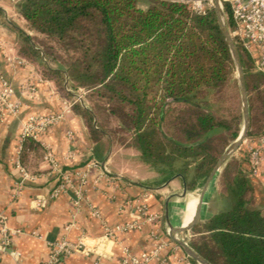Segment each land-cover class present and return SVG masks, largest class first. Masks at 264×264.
I'll use <instances>...</instances> for the list:
<instances>
[{"label": "trees", "instance_id": "1", "mask_svg": "<svg viewBox=\"0 0 264 264\" xmlns=\"http://www.w3.org/2000/svg\"><path fill=\"white\" fill-rule=\"evenodd\" d=\"M145 1L147 9L139 7L138 0H23L19 13L31 30L80 52L81 58L68 68L73 80L101 88L132 107L126 114L132 138L123 140V145L138 149L152 166H162L167 180L182 175L188 190L194 192L241 133V127L220 119L206 110L208 104L195 99L205 87L223 90L233 80L236 65L215 8L199 15L178 0ZM223 5L232 31L230 5ZM22 36L20 54L36 64L41 53L31 36ZM237 46L245 69L264 77L250 55ZM42 75L56 80L63 76L49 67ZM246 83L250 93L248 72ZM153 89L163 94L160 106L148 100ZM167 100L186 106L174 123V134L161 125ZM75 111L86 119L93 139L100 140L104 134L95 128L92 112L81 105ZM254 130L251 114L249 139L264 133V127ZM217 142L222 143L220 150H216ZM180 160L184 163L178 169ZM246 166V159L227 163L220 180L234 197L231 208L193 229L190 247L212 264H264V216L254 207ZM191 212L195 215L196 209Z\"/></svg>", "mask_w": 264, "mask_h": 264}, {"label": "crops", "instance_id": "2", "mask_svg": "<svg viewBox=\"0 0 264 264\" xmlns=\"http://www.w3.org/2000/svg\"><path fill=\"white\" fill-rule=\"evenodd\" d=\"M20 3L4 0L0 4L3 11L0 76L12 84L23 103L18 116L0 119V212L8 216L9 228L18 232L13 246L2 256V264H43L49 258L52 245L63 238L72 243L84 239L88 245L85 253L69 256L66 264H123L125 250L135 256L152 254L148 264H192L171 241L169 227L173 223L185 226L183 214L193 215L191 211L197 209L199 197L189 193L182 175L167 180L160 169L143 159L138 149L119 144L112 134L99 127L95 128L104 136L94 140L86 119L75 111L64 90L42 79L38 65L30 63L21 67L9 62L10 57L23 58L20 54L24 45L22 34H32L19 13ZM30 80L37 84L36 99L22 94V85ZM64 111V120L44 133L37 145L23 140V127L31 115ZM249 144L256 145L255 138L245 142V150ZM48 151L54 154L60 169L72 174L75 170L87 172L83 199L79 200L70 186L53 198L59 181L58 172L46 160ZM17 160L29 179H24ZM92 161L100 166L88 168ZM246 167L254 207L264 216V164L253 175L249 174L248 165ZM73 179L77 184V177ZM214 187L215 181L205 205ZM210 204V216L206 207L203 208L206 221L230 209L232 199L220 196L216 201L210 199ZM142 205L158 216L156 222H149L140 215ZM92 210H98L100 216H94ZM135 222L139 223L137 228L117 231L112 238L107 236V229ZM14 252L20 256L15 257Z\"/></svg>", "mask_w": 264, "mask_h": 264}, {"label": "rangeland", "instance_id": "3", "mask_svg": "<svg viewBox=\"0 0 264 264\" xmlns=\"http://www.w3.org/2000/svg\"><path fill=\"white\" fill-rule=\"evenodd\" d=\"M138 6L143 9H147L149 6V2L145 0H138ZM223 13L225 16L226 24L228 26V16L225 14L224 5H223ZM228 29L230 31L229 26H228ZM29 30L32 32V34H29V36H31L34 41L33 46L41 53L36 63L41 73L43 74L44 68L49 67L53 69L54 71L59 70L63 74L60 80H56L55 78H48L47 80L52 81L55 84V87L57 89L64 90L66 95L70 98V103L71 105L73 104V107L77 105H83L86 110L91 111L92 114L94 115V126L95 127H99L103 131L112 134L114 138H116L119 144H123L122 141L125 139L130 140L132 138V135H131V132H129V129L132 125L130 123L129 118H127L126 114L132 111V107L127 103H124V102L122 103L121 101L117 100L116 97H111L112 94L107 93L101 88L84 87L83 85H81L83 81L80 80L78 82V81L73 80L68 73V68H70L71 64L75 60L81 58L80 52H77L76 50L72 48L67 49L66 47H62V45L59 44L57 41L52 40L51 38H48L46 36H43L31 30V28H29ZM238 50L240 53L239 48ZM27 62H28V65H30V62L29 61ZM244 71H245V74H247L248 72V81H249V86H250V93L248 92L249 110H250V129H249V135H250L251 114H252V119H253L254 128H255L254 131H258L262 127H264L263 125V121H264V77L257 74L256 72H253L251 68L246 70L244 67ZM232 77H233V80H231L227 84V86L221 91H218L212 88H207V87L200 89L198 95L196 96L195 101L197 103L208 104V107H206L207 111L216 114L217 117H219L222 120L224 119L226 121H229L230 123H232L234 127L236 126L241 127V133H242L243 128L245 126V119H244L243 101H242V95H241V90H240L238 72L236 71L235 73H233ZM42 79H44L43 75H42ZM162 96H163L162 92H159L158 89H153L149 95L148 100L151 101V103H158V105L160 106L162 105V102H161ZM185 109H186V106L175 104L172 102V100H167V104L164 107L166 119L161 122V125H162V128L168 134H174V131H175L174 123L178 119L180 113L184 111ZM248 139H249V136H248ZM234 142L231 143L224 150L223 155L225 154L226 151H228L231 148ZM216 145H217L216 150H220L222 148L221 142H217ZM245 148H246L245 143H243L240 149L229 159V161L234 160V159L239 160V161L245 160V156L247 153ZM229 161L227 163H229ZM183 163H184L183 160L178 161L176 163V167L178 169L182 168ZM227 163L225 164V166L227 165ZM225 166L219 172L215 180V187L213 189V192L210 194L207 204L204 205L206 207L205 209L208 213V216L211 215V210H212L210 199L214 198V201H216V199H219L220 196H226L232 199V203L234 201L233 195L229 191L226 192V188L220 180V176ZM155 168L162 169L163 167L159 165L158 167H155ZM194 175H195V171L193 167L192 171L190 172V176H189L190 181L192 180ZM203 186L198 187L196 191L189 192V193H192L195 196L199 197L202 192ZM250 198H251V195H250ZM216 205H218V202L216 203ZM205 218L206 217H204V219ZM184 223H185V220L183 222V225ZM193 229L189 233H186L183 235L180 234L181 239H184V241L189 246H190L189 242L192 239V235H193ZM171 241L185 253V251L177 243H175V241L172 238H171ZM190 260L192 261L193 259L190 258Z\"/></svg>", "mask_w": 264, "mask_h": 264}, {"label": "built area", "instance_id": "4", "mask_svg": "<svg viewBox=\"0 0 264 264\" xmlns=\"http://www.w3.org/2000/svg\"><path fill=\"white\" fill-rule=\"evenodd\" d=\"M4 0H0V4ZM14 3L23 0H8ZM177 2L186 4L192 11L199 15H205L209 10L216 7L215 0H178ZM230 5L234 29L230 32L236 45H240L254 61L255 69L258 73L264 75V0H221ZM12 65L21 67L28 66L27 60L23 58H8ZM0 119L4 120L8 116L16 117L20 114L23 103L17 98L16 90L12 84L3 76H0ZM38 93L35 81H29L22 87V94L29 99H36ZM65 118V111L56 114L37 113L31 115L24 124L22 138L39 141L40 137L49 129L58 125ZM256 145H248L246 151V160L249 174H257L260 167L264 164V133L255 138ZM46 160L58 172L59 186L53 193V198L59 197L63 190L70 186L79 200L84 198L85 187L87 186V172L74 171L66 172L59 168L54 154L47 152ZM17 165L24 174V179L30 176L17 160ZM99 163L92 161L88 168L99 167ZM73 176L77 177L78 183H74ZM140 215L149 222H156L157 215L149 212L147 206L142 205L139 208ZM96 217L100 216L98 210H92ZM138 222L129 223L125 226H117L115 229H107V236L112 238L117 231H125L137 228ZM18 232L12 231L8 226V216L0 212V264L2 256L6 254L13 246V238ZM88 245L84 239L77 243H72L66 238L56 241L52 245V250L47 261L43 264H66V259L75 253H85ZM126 258L123 264H148L152 259V254L143 253L140 256L131 255L125 250ZM15 257L20 254L14 252ZM187 259L194 264L190 258Z\"/></svg>", "mask_w": 264, "mask_h": 264}, {"label": "water", "instance_id": "5", "mask_svg": "<svg viewBox=\"0 0 264 264\" xmlns=\"http://www.w3.org/2000/svg\"><path fill=\"white\" fill-rule=\"evenodd\" d=\"M216 1V13L218 16L219 24L221 27V30L223 31L227 43L230 47L237 72L239 75V84H240V90L242 95V101H243V110H244V119H245V126L243 128V131L239 138L234 142V144L231 146V148L225 152V154L221 157L215 168L210 173L208 179L206 180L202 192L199 196V204L197 206L195 215L193 217L192 222L188 225L186 229L178 230L176 229L172 224H170L169 227V235L170 237L177 243L184 251L185 253L194 261H196L198 264H212L209 261H207L204 257H202L199 253H197L192 247H190L184 239H181L180 234H186L189 233L196 225L199 223L205 221L203 217V208L205 205V202L207 201V196L209 193V189L211 188V185L216 180L219 172L221 169L225 166V164L229 161V159L240 149L243 143H245L249 136V129H250V112H249V100H248V90H247V83H246V74L244 71L241 55L239 53V50L237 48L236 43L234 42L233 38L230 35L228 26L225 21V16L223 13V7L221 5V0H215ZM185 195H187V190H185Z\"/></svg>", "mask_w": 264, "mask_h": 264}, {"label": "bare ground", "instance_id": "6", "mask_svg": "<svg viewBox=\"0 0 264 264\" xmlns=\"http://www.w3.org/2000/svg\"><path fill=\"white\" fill-rule=\"evenodd\" d=\"M203 213L206 214L205 210H203ZM194 215V214H193ZM184 218L187 220L188 217H192L191 213L190 212H187L185 214H183ZM173 225L175 226L176 229L178 230H183V229H186L184 226H182L181 224H176L173 223Z\"/></svg>", "mask_w": 264, "mask_h": 264}]
</instances>
